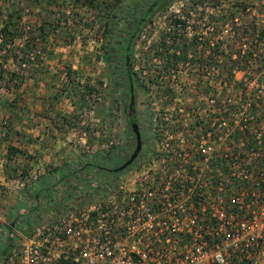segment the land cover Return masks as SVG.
I'll return each instance as SVG.
<instances>
[{
    "label": "built area",
    "instance_id": "built-area-1",
    "mask_svg": "<svg viewBox=\"0 0 264 264\" xmlns=\"http://www.w3.org/2000/svg\"><path fill=\"white\" fill-rule=\"evenodd\" d=\"M245 35L238 88L169 82L148 158L108 196L13 228L5 264H264V30Z\"/></svg>",
    "mask_w": 264,
    "mask_h": 264
},
{
    "label": "rangeland",
    "instance_id": "rangeland-1",
    "mask_svg": "<svg viewBox=\"0 0 264 264\" xmlns=\"http://www.w3.org/2000/svg\"><path fill=\"white\" fill-rule=\"evenodd\" d=\"M42 1H44L45 9L59 10V14L50 15L54 26L58 27H54V31L45 43L40 38L37 40L30 65L21 67L15 63L14 58H12L13 61L4 65L6 70L17 73L20 78L18 87H15L13 82H0V160L5 162L3 168L0 167V169L4 172V166L8 164V168L18 170L19 177L26 174V171L29 172L21 179L6 180L13 187L11 196L25 184L41 176L45 168L56 167L64 161L70 162L80 154H92L96 150L106 149L111 145L117 146L125 136L126 115L123 103L117 97L113 99L105 93L107 85L103 77L105 66L96 58L101 46L102 18L96 13L82 9L79 5H73L71 0ZM22 2L23 0H0V21L4 20L8 9ZM187 2L177 1L167 10V13L175 14L178 20L187 21L185 30L189 29L188 36H186L188 39L196 36L203 39L202 41L208 39L213 44L220 37L215 38L211 33L209 34L213 25L212 17L222 18V21L226 20L223 17L224 12L228 14L234 10L237 11L236 8L230 6L232 3L246 6V8H240L239 12L248 15H242L246 23L241 20L240 15L236 17L234 23L240 26L241 21L244 25L252 21L260 33L264 30V1L259 3L258 0H222L216 8L208 6L193 8L186 6ZM40 17L39 10L33 13L26 10L21 22L27 28H35L39 25ZM166 17L167 15L164 14L157 17L152 28L144 32L143 39L136 47L134 67L138 70H145L140 73V80L153 74V70H161L162 65L155 61L147 63L149 59L147 51L152 43L158 41L161 30L169 27ZM195 26H200L199 32H193ZM231 28V22H226L223 28L229 30L223 33L228 42L236 38ZM245 36L243 34L242 38L236 41L235 48L231 51L232 58L234 55L237 58L241 52ZM254 39L251 40L253 41L251 46H255ZM19 46L20 42L15 41L14 47ZM225 52L230 51L226 48ZM187 60L188 65L180 63L175 68L176 70L170 69L169 74L162 76L163 86L140 82L148 87L145 97L139 100L140 111L145 109L153 116L168 109L169 96L174 97L177 92L176 87L171 88L169 82H212L215 72L205 70V77L199 81L198 76L197 78L194 76L196 69L190 61L192 60L191 53ZM152 65L156 68H151ZM69 71L72 76L67 79L66 73ZM233 74L232 82H239L241 74L238 71ZM69 80H73L74 83L71 84ZM99 80L103 82L102 85ZM87 86L92 90L88 91ZM161 87L166 88V93L163 94L164 88ZM235 87L239 86L232 84V88ZM204 88V84H198L192 89L199 91ZM233 93L236 94L235 91ZM81 94H86V103L83 107L78 101ZM102 109L111 111L109 119L104 120ZM9 145L24 152L27 157L21 154H13L11 157L12 154L8 152ZM147 147L148 149L154 148L152 137ZM7 157H11V161H7ZM3 178H6L4 173ZM3 188L6 187L0 186V190ZM58 215L55 212L49 214L40 224L50 222ZM25 227L26 224L22 219L16 221V229H26ZM27 230L30 231L29 228ZM6 242L5 238L0 240V251L5 247Z\"/></svg>",
    "mask_w": 264,
    "mask_h": 264
},
{
    "label": "trees",
    "instance_id": "trees-1",
    "mask_svg": "<svg viewBox=\"0 0 264 264\" xmlns=\"http://www.w3.org/2000/svg\"><path fill=\"white\" fill-rule=\"evenodd\" d=\"M71 1L73 5H79L82 9L96 13L102 18V28L100 30L101 46L96 58L98 62L102 61L105 66L103 73L104 80L107 82L105 93L113 99L117 97L123 103V110L126 115L125 136L123 141L118 143L117 146L111 145L106 149L96 150L92 154H80L70 162L64 161L56 167L45 168V172L41 176L25 184L19 190L15 202L16 215L8 214L7 217H4L5 224L0 225V240L2 238L7 240L5 247L0 251V264L6 263L10 250L13 248L11 236L16 221L22 219L26 224V229H15L29 236L40 222L44 220L45 216L54 212L61 214L64 205L69 200L76 204H84L86 202L92 203L99 198L108 196L119 185L125 174L134 169L138 163L148 158L154 149L153 147L151 149L147 147L151 137L153 146H155L153 125L151 124L153 117L147 110H139V100L140 98L143 99L145 93L148 92V87L140 82L163 86L162 76L169 74L170 69L176 70L175 68L180 63H187L190 53L192 55V60L190 61L192 65H195L196 69L194 76L196 78L198 76L199 81L205 77L206 70L211 73L215 72L212 76L213 82H218L219 80L232 82L233 73L241 69L240 63L243 60L241 53L237 55L236 59L232 58L233 53L231 51L235 48L236 41L246 33L251 38L258 39V41L261 39V33L252 24V21L247 25L242 24V21L246 23L242 15H248L246 13L240 14L241 11L239 12V9L246 8V6L241 4H230L237 11L234 10V12L228 14L224 12L223 17L226 19L224 21L221 20L222 18H213L211 15L213 23L212 35L215 38L220 37L211 46L208 39L202 41L203 39H199L196 36L188 39L185 33L187 21L178 20L175 14L167 13V10L179 0ZM183 1L184 3L188 1L186 6L193 8L201 6L216 8L222 2V0ZM258 1L261 3L264 0ZM43 3L44 1L42 0H23L18 6H12L11 9H8L4 20L0 21V82H13V85L18 87L20 78L17 73L6 70L4 65H7L12 58L21 67L30 65V59H33L31 55L36 47L37 40L40 38L45 43L49 35L54 31V27H58L54 26L50 15L59 14V10L49 11L45 9ZM26 10L32 13L35 10H39L41 17L37 27L27 28L22 24L21 21ZM163 14L167 15L166 20L169 27L161 30L158 41L152 43L147 51V54L149 53L147 63L155 61L162 65L161 70H153V74L145 76L143 81L140 80V73L145 70H138L134 67L135 50L143 39L144 32L152 28L154 20ZM239 15L242 20L240 26L234 23V20ZM226 22L232 23L231 30L236 37L232 42H228L225 34H223ZM200 29V26H195L193 27V32H199ZM149 33H151L150 30ZM257 33L260 36H257ZM15 41L20 42L18 48L14 47ZM226 48L230 52H225ZM151 68L154 69L156 66L152 65ZM71 76L72 73L70 71L66 73L67 79ZM69 81L71 84L74 83L73 80ZM99 82H101V85L103 84L101 80ZM163 88L164 94L167 90L165 87ZM91 90L90 88L88 89V91ZM78 99L83 107L86 103V94H81ZM101 113L104 120L110 118L111 111L109 109H102ZM139 115H141V119L138 118ZM143 142H145L144 145ZM132 143L135 150L139 151L142 148L144 155H140L138 159L136 156V159L128 164L132 157L136 155L134 154L136 151L131 154ZM8 152L10 155L12 154L11 157H13V154L26 156L24 152L10 145L8 146ZM11 157H7V161H11ZM7 165L4 166V175L7 181L21 179L29 173L26 171V174H22L23 176L19 177L18 170L8 168ZM27 228H29V232Z\"/></svg>",
    "mask_w": 264,
    "mask_h": 264
},
{
    "label": "crops",
    "instance_id": "crops-1",
    "mask_svg": "<svg viewBox=\"0 0 264 264\" xmlns=\"http://www.w3.org/2000/svg\"><path fill=\"white\" fill-rule=\"evenodd\" d=\"M5 162L3 160H0V167L3 168V165ZM3 169H0V186H5L6 188H3L2 192H0V216H2L3 222L1 224H5L4 217H7L8 214L16 215V195L19 191H17L15 194H12L11 191L13 187L6 181L5 178H3ZM10 190V191H9ZM13 218V217H12Z\"/></svg>",
    "mask_w": 264,
    "mask_h": 264
},
{
    "label": "flooded vegetation",
    "instance_id": "flooded-vegetation-1",
    "mask_svg": "<svg viewBox=\"0 0 264 264\" xmlns=\"http://www.w3.org/2000/svg\"><path fill=\"white\" fill-rule=\"evenodd\" d=\"M138 118L141 119V118H142L141 115H139ZM146 125H147V121H146ZM144 144H145V142H143V145H144ZM131 147H132V153H131V154H133V153L136 151V152L134 153V154H136V155H135L133 161L136 159V156H137V159H138L140 155H142V154L144 155V153H143V149H142V148H141V150H139V151H138V150H135V149H134V145H133V143L131 144ZM131 156H132V155H131Z\"/></svg>",
    "mask_w": 264,
    "mask_h": 264
},
{
    "label": "water",
    "instance_id": "water-1",
    "mask_svg": "<svg viewBox=\"0 0 264 264\" xmlns=\"http://www.w3.org/2000/svg\"><path fill=\"white\" fill-rule=\"evenodd\" d=\"M134 159V157H132V159L128 162V164Z\"/></svg>",
    "mask_w": 264,
    "mask_h": 264
}]
</instances>
